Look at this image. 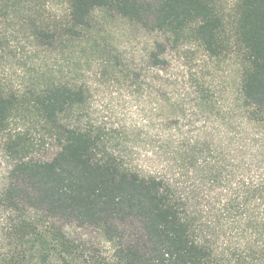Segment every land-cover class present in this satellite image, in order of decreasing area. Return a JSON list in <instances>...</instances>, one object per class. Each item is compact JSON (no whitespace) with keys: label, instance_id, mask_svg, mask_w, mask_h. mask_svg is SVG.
<instances>
[{"label":"trees","instance_id":"obj_1","mask_svg":"<svg viewBox=\"0 0 264 264\" xmlns=\"http://www.w3.org/2000/svg\"><path fill=\"white\" fill-rule=\"evenodd\" d=\"M52 1L0 0V264H264V0H62V15ZM96 15L140 29L156 72L186 46L238 67L224 99L188 87L197 112L216 113L194 132L151 83L160 116L146 143L160 169L130 161L132 132L86 118L85 83L41 66L20 82L4 71L22 44L107 53Z\"/></svg>","mask_w":264,"mask_h":264},{"label":"rangeland","instance_id":"obj_2","mask_svg":"<svg viewBox=\"0 0 264 264\" xmlns=\"http://www.w3.org/2000/svg\"><path fill=\"white\" fill-rule=\"evenodd\" d=\"M50 8L52 15H62L66 6L62 0H54L50 3ZM95 21L101 27L98 43L108 50L107 53L95 52L87 45L82 52L78 49V54L74 56H68L67 52L65 56L45 55L22 44L23 49L17 51L18 60L4 65V71L12 82H20L21 71L41 66L54 70L58 76L57 72H61L63 76L85 83L91 94L89 108L84 113L86 118L111 130L114 135L115 128L132 132L127 139V146H135L130 161L142 165L148 171L160 169L161 166L156 161L149 163L148 158L156 149L146 143L152 132V127L147 122L148 117L152 114L155 118L160 116L159 112L153 110L154 101L151 102L149 98V93L158 91L156 85L151 83L163 84L160 94L165 114L181 110L187 117L183 131L194 132L205 127V119L214 117L216 113L197 112L196 99L192 94L188 95V87L196 83L204 84L224 99L234 83H238V67L229 59H212L201 49L186 46L169 52L167 66L156 72L142 61L141 54L148 50L149 39L140 29L120 20L111 21L102 15H96ZM116 61L118 66L115 67L113 64ZM7 84L17 86L24 83ZM173 125L171 122L170 127ZM23 127L29 130L35 145L46 142L41 139V133L29 125H17V128ZM49 149L45 145L37 153L47 155Z\"/></svg>","mask_w":264,"mask_h":264}]
</instances>
